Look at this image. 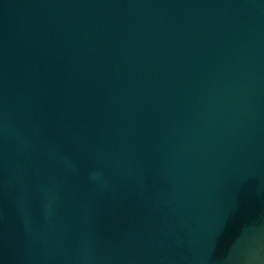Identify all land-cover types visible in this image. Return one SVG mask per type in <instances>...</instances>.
<instances>
[{"label": "water", "instance_id": "95a60500", "mask_svg": "<svg viewBox=\"0 0 264 264\" xmlns=\"http://www.w3.org/2000/svg\"><path fill=\"white\" fill-rule=\"evenodd\" d=\"M0 264H264V0H0Z\"/></svg>", "mask_w": 264, "mask_h": 264}]
</instances>
